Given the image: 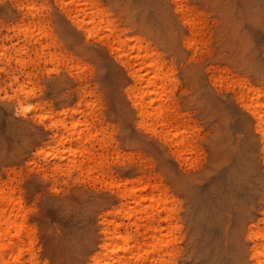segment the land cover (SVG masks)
<instances>
[{
	"label": "rangeland",
	"instance_id": "1",
	"mask_svg": "<svg viewBox=\"0 0 264 264\" xmlns=\"http://www.w3.org/2000/svg\"><path fill=\"white\" fill-rule=\"evenodd\" d=\"M93 3L106 7L118 26L125 21L134 33L161 41L170 59H176L185 98L169 108L175 119L169 118L190 121L201 139L180 160L153 133L139 130L135 117L120 103L127 83L103 50L101 38L72 28L55 0H0L1 176L28 193L30 206L38 210L29 222L39 227L44 246L58 264H85L99 234L102 210L115 193L106 184L122 175L158 177L177 200L181 197L177 206L190 243L171 264H246L242 233L264 205V168L256 159L236 96L241 82L264 84V8L255 0H184L196 25L192 29L175 14L174 0ZM32 15L50 35L42 42L44 53L20 34L19 27ZM191 32L196 35L191 37ZM22 47L28 48L18 57L25 60L24 67L15 58V49ZM13 75L19 84L12 85ZM195 82L197 87L192 86ZM23 87L33 95L25 107L94 102L95 116L107 120L98 129L107 128L106 136H113L105 149L95 146L99 151L93 163L109 166L106 182L97 171L51 170L45 161L53 162L51 158L36 155L35 145L46 141L48 131L39 116L23 115L14 106L18 99L8 98ZM104 97L107 113L100 106Z\"/></svg>",
	"mask_w": 264,
	"mask_h": 264
},
{
	"label": "bare ground",
	"instance_id": "2",
	"mask_svg": "<svg viewBox=\"0 0 264 264\" xmlns=\"http://www.w3.org/2000/svg\"><path fill=\"white\" fill-rule=\"evenodd\" d=\"M55 1L72 28L83 35L101 38L103 50L112 57L127 83L121 90L120 103L135 117L137 128L153 133L156 139L173 148V155L182 160L201 136L200 130L190 128V121L181 120L182 116L174 121L170 119L175 118L170 117L172 109L169 108L185 98L181 95L184 83L176 59H170V53L161 41L134 33L125 21L118 26V22L111 19L110 11L93 0ZM183 1L174 0L175 14L185 26L193 29L196 25L187 15L188 7ZM255 1L259 8H264V0ZM43 29L35 15L29 23L19 27L25 40L29 39L31 46L39 45L44 53L42 42L50 35ZM27 49H15L16 64L21 67L25 60L18 57ZM55 57L50 54L54 64L57 63ZM17 84L19 79L13 75L12 85ZM192 86L197 87L196 82ZM239 86L241 92L236 100L251 133L256 159L264 168V84L241 82ZM31 94L23 87L8 98L18 99L14 106L21 109L23 115L29 112L39 116L40 123L48 131L46 141L35 145L36 155L51 158L53 162L45 158L51 170L69 174L97 171L104 178L100 181L106 182L109 166L100 161L93 163L99 151L95 146L105 149V142L113 136H106L107 128L98 129L107 120L104 116H95L94 102L82 100L67 105L50 101L25 107L33 96ZM190 95L191 91L189 97H192ZM100 100L103 112L107 113L108 100L105 97ZM84 101L85 108L81 106ZM44 121L50 124L45 126ZM65 167L67 169L63 170ZM118 177L106 184L115 193L110 195L109 205L102 210L99 234L86 254L85 264H171L170 260L184 251L183 246L187 251L190 243L188 227L185 234V224L180 219L182 208L177 206L181 197L177 200L174 190L163 185L158 177ZM30 205L28 193L18 190L13 182L4 180L0 174V264H58L51 249L44 246L39 227L29 222L36 213L38 215V210ZM241 244L246 264H264V205L243 230Z\"/></svg>",
	"mask_w": 264,
	"mask_h": 264
}]
</instances>
